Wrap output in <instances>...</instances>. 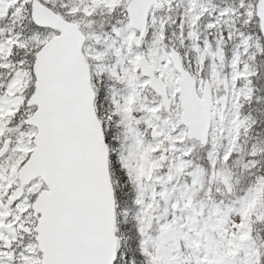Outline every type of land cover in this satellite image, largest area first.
Returning a JSON list of instances; mask_svg holds the SVG:
<instances>
[{"label":"snow or ice","instance_id":"snow-or-ice-1","mask_svg":"<svg viewBox=\"0 0 264 264\" xmlns=\"http://www.w3.org/2000/svg\"><path fill=\"white\" fill-rule=\"evenodd\" d=\"M0 264H264V0H0Z\"/></svg>","mask_w":264,"mask_h":264}]
</instances>
